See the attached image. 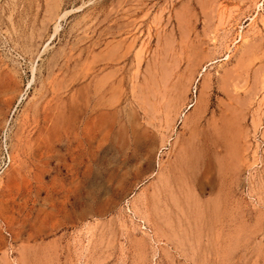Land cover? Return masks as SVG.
Returning a JSON list of instances; mask_svg holds the SVG:
<instances>
[{"label": "rangeland", "instance_id": "rangeland-1", "mask_svg": "<svg viewBox=\"0 0 264 264\" xmlns=\"http://www.w3.org/2000/svg\"><path fill=\"white\" fill-rule=\"evenodd\" d=\"M0 165V264H264V0H0Z\"/></svg>", "mask_w": 264, "mask_h": 264}, {"label": "bare ground", "instance_id": "bare-ground-1", "mask_svg": "<svg viewBox=\"0 0 264 264\" xmlns=\"http://www.w3.org/2000/svg\"><path fill=\"white\" fill-rule=\"evenodd\" d=\"M65 14L63 16H65ZM59 28H60V24L58 23L56 25V29L58 30ZM176 87L178 88V86ZM179 97L180 96L178 94V98ZM196 102L194 104L192 103L190 107H194L196 105ZM56 128L58 129V127ZM56 128L54 130H56ZM58 130H60V128ZM199 133L202 135V137L199 139L198 143L188 145L185 148L177 146L174 149L175 150L174 152L176 153L175 162L177 166L181 169V171H183V173L185 174L186 179L184 178V176H177L174 173V170L172 168H170L168 171V176H169L168 179L170 178L171 184L174 185L176 183L179 186H182L185 183L188 185L189 183H194V185H196L197 188H199L202 191H205L207 188H212L214 185L215 178H216V167L218 165L217 163L219 162L222 165L226 164L227 157H228V142L227 141H223V143H221V141L219 142L218 138L216 137L215 132H213L212 130L206 131L205 125H201L199 127ZM135 139L137 140V138ZM137 145L139 144L137 143ZM221 147H223L222 150L220 149ZM219 157L222 158L223 160L222 162L219 161L220 159ZM156 160H157V164L160 165V160L158 159ZM170 182L168 181V183ZM219 211H220L219 206L218 204H216V206L214 207L215 217H218Z\"/></svg>", "mask_w": 264, "mask_h": 264}, {"label": "built area", "instance_id": "built-area-1", "mask_svg": "<svg viewBox=\"0 0 264 264\" xmlns=\"http://www.w3.org/2000/svg\"><path fill=\"white\" fill-rule=\"evenodd\" d=\"M5 162H10V158H7V159H4L3 161H2V163H5ZM2 167H1V165H0V175H1V173H2Z\"/></svg>", "mask_w": 264, "mask_h": 264}, {"label": "crops", "instance_id": "crops-1", "mask_svg": "<svg viewBox=\"0 0 264 264\" xmlns=\"http://www.w3.org/2000/svg\"><path fill=\"white\" fill-rule=\"evenodd\" d=\"M19 98H20V96H19ZM19 98H18V102H19Z\"/></svg>", "mask_w": 264, "mask_h": 264}]
</instances>
